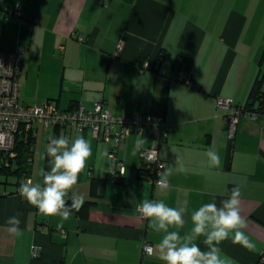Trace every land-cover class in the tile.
<instances>
[{
    "label": "crops",
    "instance_id": "0c3cea01",
    "mask_svg": "<svg viewBox=\"0 0 264 264\" xmlns=\"http://www.w3.org/2000/svg\"><path fill=\"white\" fill-rule=\"evenodd\" d=\"M18 4L21 15L11 11ZM17 46L25 47L20 103L90 109L103 100L113 114L162 115L173 125L160 151L164 173L171 174L167 188L140 176L139 152L132 151L137 139L150 145L146 136L131 133L120 144L121 180L114 182L105 177V141L71 124H34L27 176L0 180V264H164L156 247L163 233L139 218L136 205L148 199L185 207L178 230L184 236L193 227V210L209 202L220 207L237 186L244 232L256 251L231 239L219 248L232 264H258L264 251V112L242 117L230 141L227 110L217 97L244 106L255 80L264 79V0H0V48ZM250 103L259 107L257 100ZM77 134L89 141L92 155L68 203L73 194L84 203L58 229L60 218L41 214L18 188L28 179L42 183L40 170H50V137L71 141ZM208 150L219 154L220 167L209 166ZM14 215L19 234L6 223ZM145 241L151 254L142 253ZM203 241L195 243L207 251ZM35 245L37 257L31 255Z\"/></svg>",
    "mask_w": 264,
    "mask_h": 264
},
{
    "label": "clouds",
    "instance_id": "9594fccd",
    "mask_svg": "<svg viewBox=\"0 0 264 264\" xmlns=\"http://www.w3.org/2000/svg\"><path fill=\"white\" fill-rule=\"evenodd\" d=\"M142 136V134H140ZM46 147L50 170H40L42 183H34L31 179L21 181L18 193L28 204L49 217H59L57 228L63 227V222L70 219L73 211L78 212L83 206L82 196L73 194L68 203L69 193L77 185L80 174L86 167L92 155L91 145L82 135L77 134L73 139L61 135L50 137ZM145 140L137 139L132 151L135 156ZM209 166L220 167L221 158L215 151L208 150ZM43 158V157H42ZM171 170L165 172L157 184L162 188L168 187L167 177ZM240 187L231 190L230 197L224 200L220 207L215 202L201 205L191 213L193 227L184 236L179 229L185 224V207L179 209L168 206L164 201L144 199L136 205V211L149 221V227L157 233H163L156 245L159 259L164 264H232L229 258L222 255L219 245L228 239L238 243L249 251H256V245L245 234L247 221L240 214ZM6 223L9 232L19 234L20 220L11 216ZM176 229V230H170ZM204 237L207 251H202L195 241ZM151 252V248H149Z\"/></svg>",
    "mask_w": 264,
    "mask_h": 264
},
{
    "label": "built area",
    "instance_id": "2783aa9c",
    "mask_svg": "<svg viewBox=\"0 0 264 264\" xmlns=\"http://www.w3.org/2000/svg\"><path fill=\"white\" fill-rule=\"evenodd\" d=\"M11 11L15 15H20L22 7L18 4ZM24 53L23 46L14 49L0 48V166L8 165V158L15 156L16 137L22 130L31 134L34 124L43 127L71 124L79 130L88 129L95 138L108 144L105 177L114 182L121 180L120 169L123 161L119 156L120 144L131 133L146 136L150 139V145L139 151L141 168L148 173L147 179L159 186L157 180L164 174L167 164L160 151L173 128L172 124L166 122L162 115L150 113L114 115L104 107V101L95 102L91 109L78 104L72 109L61 110L49 100L30 106L23 105L19 102V89ZM178 79H182V76H178ZM184 82L190 84L187 79ZM217 105L227 110L224 120L230 141L234 139L238 121L243 116L256 115L254 111L233 105L228 98L217 97ZM138 216L145 219L140 213ZM39 250V246H33L31 255L37 257ZM152 252V245L145 241L142 253ZM258 264H264V251L260 253Z\"/></svg>",
    "mask_w": 264,
    "mask_h": 264
},
{
    "label": "trees",
    "instance_id": "16d2710c",
    "mask_svg": "<svg viewBox=\"0 0 264 264\" xmlns=\"http://www.w3.org/2000/svg\"><path fill=\"white\" fill-rule=\"evenodd\" d=\"M262 84H264V79H259V78L256 79L250 91L248 103L244 106H239V107H242L244 110H247V111H254L256 113L259 111L264 112V88H262ZM255 100L258 101V105H259L258 108H252V104L250 103V102H254ZM78 104L73 105L69 109H72L74 106ZM235 106H238V105H235ZM61 110H66V109H61ZM114 115H119V114H114ZM121 115H125V114H121ZM127 116H131V115H127ZM31 142H32L31 134L22 130L16 137V143L14 147L15 156L8 158L9 160L8 165L0 166V174H3L5 176H8V175L21 176L24 174L25 176H27L28 159L31 157V151H32ZM139 174L140 176L143 175V177L145 175H148V173L142 170V168H140Z\"/></svg>",
    "mask_w": 264,
    "mask_h": 264
},
{
    "label": "rangeland",
    "instance_id": "374dc122",
    "mask_svg": "<svg viewBox=\"0 0 264 264\" xmlns=\"http://www.w3.org/2000/svg\"><path fill=\"white\" fill-rule=\"evenodd\" d=\"M4 179H7L8 181H11V176H5L3 174H0V180H4Z\"/></svg>",
    "mask_w": 264,
    "mask_h": 264
}]
</instances>
